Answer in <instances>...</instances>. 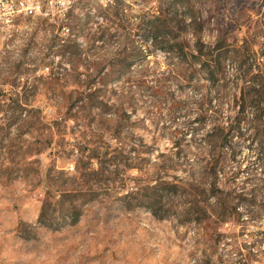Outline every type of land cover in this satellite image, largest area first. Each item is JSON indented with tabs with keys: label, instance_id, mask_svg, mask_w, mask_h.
Returning <instances> with one entry per match:
<instances>
[{
	"label": "rangeland",
	"instance_id": "obj_1",
	"mask_svg": "<svg viewBox=\"0 0 264 264\" xmlns=\"http://www.w3.org/2000/svg\"><path fill=\"white\" fill-rule=\"evenodd\" d=\"M163 12L168 22L155 31L152 21ZM54 14L0 33V264H264V190L261 180L247 181L252 175L230 187L220 181L229 192L254 193L250 206H240L243 218L254 220L238 224L157 219L127 196L157 176L186 181L205 167L213 121L199 125V107L211 115L216 98L225 97L229 114L248 84L239 82L240 62L264 69V0H81L66 16ZM152 32L182 36L188 53L195 32L209 44L221 40L228 50L222 70L209 77L201 61ZM58 37L75 39L80 55L62 57ZM90 88L100 92L85 100ZM245 115L252 119L254 110ZM176 131L186 133L181 147ZM86 147L131 158L108 167L115 171L106 175L111 189L98 191L77 225L61 218L52 228L42 225L45 200L59 199L67 179L78 176ZM254 151L240 144L243 168ZM238 166L227 168L229 176ZM257 176L264 178L261 169ZM227 198L237 202L235 194ZM200 200L212 210L218 199ZM211 212L215 219L218 212Z\"/></svg>",
	"mask_w": 264,
	"mask_h": 264
},
{
	"label": "trees",
	"instance_id": "obj_2",
	"mask_svg": "<svg viewBox=\"0 0 264 264\" xmlns=\"http://www.w3.org/2000/svg\"><path fill=\"white\" fill-rule=\"evenodd\" d=\"M117 13H120L119 10L114 12V14ZM167 22L164 12L163 14L160 13L152 21V28L159 31ZM190 22H196V19L191 18ZM152 33L154 40H166L172 50L183 53L186 59L193 58L201 61L209 77L215 76L222 70V64L227 57L228 50L221 40L209 44L203 40L199 32H195L194 42L189 47L190 52L188 53L186 52L188 41L182 39V36L171 37L163 32ZM56 42L57 45L55 46L60 48L59 53L62 57L66 53H70L72 56L80 55V45L75 39L58 37ZM239 52L243 51L239 50ZM245 52L244 58L249 50ZM246 63L247 60L243 59L239 64L242 70L239 82L248 84L241 88L240 97L231 102L229 114H225L224 111L227 104V98L225 97L216 98V106L210 109L211 115L208 109L203 108V104L199 107L200 113L195 121L199 125H203L210 118L213 121V129L205 137L210 152L205 159L206 164L202 171L189 173V178L186 181L181 179L180 176L174 178V180H164L163 177L157 176L145 188H137L127 194V196H134L137 199V205L146 207L157 219L174 216L182 224L215 223L219 227L222 224H238L247 220H254L251 215L244 219L243 212L240 211V206H250L251 202L247 196L254 193L229 192L228 187L224 188L220 184V181L224 180V185L227 186L229 183L230 187L240 175L247 173L252 175V177L247 178V181L252 183L261 180V189L264 190V178L257 176L259 169L264 174V69H261L257 64L249 63L246 65ZM220 90H225V88L221 86ZM99 92L97 89L90 88L88 90L84 89L82 93H84L85 100H93ZM17 101L20 102V100ZM249 107L254 110L255 115L248 120L245 113ZM185 135V131H176L174 144L181 147ZM246 142L249 143V147H255V160H246L247 164L243 168L242 161L237 160L239 156L238 149L241 143ZM124 152L118 151V154L111 155L108 152L101 153L98 148L86 147L82 151L84 164L80 167L78 176L74 179H67L65 182L66 189L58 190L61 192L59 199L54 195L47 197L45 200L40 214L42 225L52 228L59 218L63 219L64 225H77L82 219L83 207L98 197V191L103 188L107 193L111 189L113 180L106 178V175L107 173L114 174L115 171L109 170L108 167L111 164L120 166L124 163V160L131 158L130 152L126 154ZM177 156H180V153ZM94 160H97L99 164L97 169L92 168ZM170 162L174 170L177 167L176 162L174 159H171ZM235 162H238L239 166L229 176L230 172L227 168ZM203 181H208V183ZM233 194H235L237 202L228 200L227 196ZM204 195L218 199L212 205V210L218 212L215 219L212 218L214 214L211 212V205L200 200V197ZM58 213L61 215L60 217H58ZM261 214L264 218V208L261 210ZM59 227L62 228L63 226L60 225ZM262 233L264 235V231Z\"/></svg>",
	"mask_w": 264,
	"mask_h": 264
},
{
	"label": "built area",
	"instance_id": "obj_3",
	"mask_svg": "<svg viewBox=\"0 0 264 264\" xmlns=\"http://www.w3.org/2000/svg\"><path fill=\"white\" fill-rule=\"evenodd\" d=\"M81 0H0V29H10L17 21L37 16L55 17L54 11L58 15L66 16L76 3ZM104 1V0H103ZM70 31V27L64 24L63 28ZM74 171L75 167L68 168Z\"/></svg>",
	"mask_w": 264,
	"mask_h": 264
},
{
	"label": "bare ground",
	"instance_id": "obj_4",
	"mask_svg": "<svg viewBox=\"0 0 264 264\" xmlns=\"http://www.w3.org/2000/svg\"><path fill=\"white\" fill-rule=\"evenodd\" d=\"M4 29H0V33L3 31Z\"/></svg>",
	"mask_w": 264,
	"mask_h": 264
}]
</instances>
